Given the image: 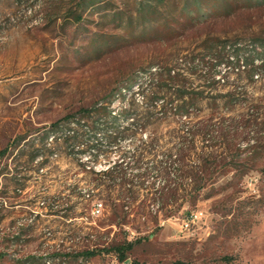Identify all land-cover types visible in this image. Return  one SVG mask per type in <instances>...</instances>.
Instances as JSON below:
<instances>
[{
  "label": "rangeland",
  "instance_id": "rangeland-1",
  "mask_svg": "<svg viewBox=\"0 0 264 264\" xmlns=\"http://www.w3.org/2000/svg\"><path fill=\"white\" fill-rule=\"evenodd\" d=\"M223 43L264 45V0H0V151L132 81L138 118L136 135L113 144L97 136L98 159L72 156L62 139L45 151L43 168L41 158L29 160L31 145L0 158V232L25 222L14 244L1 235L0 264H264V67L252 75L251 65L228 63ZM152 66L174 68L172 91L204 92L189 100L191 117L146 108L139 85ZM163 83L151 91L162 94ZM124 106L120 97L112 104ZM198 119L228 123L236 140L220 136L214 155L210 140L200 142L187 162H215L204 187L196 193L182 177L159 204L156 166L173 162L174 179L175 153ZM120 170L146 171L151 188L123 184ZM192 210L204 217L183 233ZM128 241L135 245L124 263L105 251ZM85 250L98 252L78 256Z\"/></svg>",
  "mask_w": 264,
  "mask_h": 264
},
{
  "label": "trees",
  "instance_id": "trees-1",
  "mask_svg": "<svg viewBox=\"0 0 264 264\" xmlns=\"http://www.w3.org/2000/svg\"><path fill=\"white\" fill-rule=\"evenodd\" d=\"M203 14L205 15V13ZM220 48L226 53L228 63L237 64L243 69H246L247 66L251 65L250 69L252 71V75H257L260 68L264 67V45H257L253 43H223ZM222 63L224 62H220L218 65H221ZM154 68L156 71L157 67L155 66H152L147 70L151 74V76L146 79L148 81L142 82L139 85V91L142 94L146 108H159L163 113H166L169 109L174 108L179 117H191L192 110L190 108L189 100L194 99V97H204V92H189L184 89H179L177 91H180V93H176L175 91H172V88L170 87L171 82L175 81L177 78V72L174 68L170 67L166 69L165 72H161L160 69L156 73L151 72ZM158 74H161V78H156V75ZM163 75H165V77H163ZM161 80L165 81L162 85L166 86L163 93L159 94V91H151L157 84H160ZM134 85L135 81H132L125 88L113 90L105 98V100L98 101L91 107H83L77 112L68 114L62 119L49 124V126H44L43 128L36 129L32 132L16 136L5 148L0 151V158L5 156L8 158L13 156L15 153L17 155L21 152L22 147L31 145L33 153L29 160L34 161L41 158L40 167L43 168L45 163L48 161V158H43V156L46 155L45 151H50L53 143L62 139L63 142L66 143L72 156L81 159L82 156H85L86 154H94V158L98 159L101 151V143L99 142V138H97L98 135L110 144L118 142L121 138L136 135V132L131 129V125L134 126L138 121V118L133 117L131 112L134 104ZM148 93H151L152 96L149 97L150 94ZM187 95H190V98H187ZM117 97H120V100L125 105L119 112H115L112 107V104L115 102ZM125 122L129 123L125 125ZM256 127L258 128V126ZM258 129H261L264 133V122H262ZM220 136L225 137V140L228 143H231L236 140L237 135L234 128H231V125H228V123L221 125V123H211L209 120L205 121L202 119H198L193 122L190 128H187L186 135L182 136V143L175 153V161L179 163L177 164V167H174L178 173L174 176V179L169 177L170 170L173 167V162L165 164L162 163L161 165L156 166L158 173L163 177L162 186H158L156 189L159 194L156 196L159 204L166 199L165 189L171 193H176L182 188V177L190 178L191 181H194L195 186L192 190L196 193L204 187L205 177L202 175L209 171L215 162L204 164L199 161V163L194 164L187 162V159L188 156L191 157V153L202 148V146H199L200 142L205 143L207 140L211 141V153L214 155L217 151L216 147ZM255 139L252 140L254 146L250 145L249 142V144L244 148L246 157L253 154L254 147L256 146L255 143H257V139L256 142ZM90 142L91 144H89ZM241 154L242 152L239 153V155L237 154L235 157H239ZM232 160H234L233 157ZM111 167L112 170L115 168V166ZM8 168L9 166L7 165L5 169L7 170ZM110 168L102 171V173L107 175L111 174V170H109ZM117 173L125 185L128 183L133 187L138 186L140 188H151V186L146 183V171H141L132 177L122 170ZM210 173V177H213L214 174L212 171ZM2 174H7V172H3ZM135 176L137 177L136 179ZM1 221L2 216L0 215V223ZM20 238L21 237L13 238L11 240L12 244ZM134 245L135 242L128 241L110 248H105V251L107 253L113 252L118 257L120 262L124 263L128 258L127 254ZM97 252L98 250H85L80 252L78 256L89 258L96 255ZM34 258L35 257L25 259V264H30L31 260Z\"/></svg>",
  "mask_w": 264,
  "mask_h": 264
},
{
  "label": "built area",
  "instance_id": "built-area-1",
  "mask_svg": "<svg viewBox=\"0 0 264 264\" xmlns=\"http://www.w3.org/2000/svg\"><path fill=\"white\" fill-rule=\"evenodd\" d=\"M103 210V203H96L93 207V214L99 215L101 214ZM204 217V212L202 210H192L188 212V214L182 218L181 223H180V231L181 232H186V233H193L194 226L198 225L199 222L202 220ZM21 229H22V221H19L17 226L13 228H9L8 232L1 231L0 232V237L1 235H8V236H14V235H21ZM51 260H47V263H50Z\"/></svg>",
  "mask_w": 264,
  "mask_h": 264
},
{
  "label": "bare ground",
  "instance_id": "bare-ground-1",
  "mask_svg": "<svg viewBox=\"0 0 264 264\" xmlns=\"http://www.w3.org/2000/svg\"><path fill=\"white\" fill-rule=\"evenodd\" d=\"M29 221H33V219H30ZM31 222H29V223H31ZM25 225V222H22V227ZM16 236H18V235H14V236H11L12 238H15Z\"/></svg>",
  "mask_w": 264,
  "mask_h": 264
},
{
  "label": "crops",
  "instance_id": "crops-1",
  "mask_svg": "<svg viewBox=\"0 0 264 264\" xmlns=\"http://www.w3.org/2000/svg\"><path fill=\"white\" fill-rule=\"evenodd\" d=\"M16 237H19V235H18V236H16ZM16 237H15V238H16ZM12 239H13V238H12Z\"/></svg>",
  "mask_w": 264,
  "mask_h": 264
}]
</instances>
